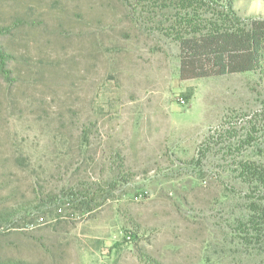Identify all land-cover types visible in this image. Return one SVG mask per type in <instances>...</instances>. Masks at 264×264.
Segmentation results:
<instances>
[{
    "label": "rangeland",
    "instance_id": "374dc122",
    "mask_svg": "<svg viewBox=\"0 0 264 264\" xmlns=\"http://www.w3.org/2000/svg\"><path fill=\"white\" fill-rule=\"evenodd\" d=\"M170 6L0 0L14 71L0 74V212L24 208L0 225V262L143 264L142 248L161 264H253L232 225L237 162L264 165V73L182 81ZM234 6L264 18V0Z\"/></svg>",
    "mask_w": 264,
    "mask_h": 264
},
{
    "label": "trees",
    "instance_id": "16d2710c",
    "mask_svg": "<svg viewBox=\"0 0 264 264\" xmlns=\"http://www.w3.org/2000/svg\"><path fill=\"white\" fill-rule=\"evenodd\" d=\"M175 9L168 35L179 48L180 79L201 80L232 74L264 73V18L242 17L234 0H169ZM11 26L0 25V74L11 80V55L1 38L11 34ZM188 99L191 96L188 95ZM87 131L84 132L86 137ZM220 137V135H219ZM235 137V136H234ZM238 138V136H237ZM246 141H254L248 134ZM217 135L209 136L199 149V157L182 164L186 168L198 167L217 142ZM240 143H242L240 141ZM242 146V144L240 145ZM237 175L247 189L242 213L233 221V236L239 243L234 255L247 262L264 264V165L243 159L237 162ZM89 193L71 194L74 203L90 206ZM24 208L4 209L0 212V225L11 222ZM22 214V213H21ZM131 230L127 239L139 240L138 230ZM129 240V239H128ZM143 264H161L142 248L138 249ZM0 264H29L21 260H6Z\"/></svg>",
    "mask_w": 264,
    "mask_h": 264
},
{
    "label": "built area",
    "instance_id": "2783aa9c",
    "mask_svg": "<svg viewBox=\"0 0 264 264\" xmlns=\"http://www.w3.org/2000/svg\"><path fill=\"white\" fill-rule=\"evenodd\" d=\"M180 103L182 104V105H185L186 104V101L184 100V99H180ZM143 194H140V195H138L137 197H136V199H141V198H143ZM41 220H42V222H44L45 221V219L44 218H41ZM129 240H130V237L128 238Z\"/></svg>",
    "mask_w": 264,
    "mask_h": 264
}]
</instances>
